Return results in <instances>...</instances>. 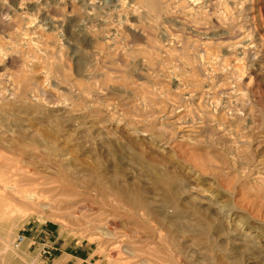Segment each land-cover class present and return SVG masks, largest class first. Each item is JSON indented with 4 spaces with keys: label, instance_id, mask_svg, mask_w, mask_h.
I'll return each mask as SVG.
<instances>
[{
    "label": "rangeland",
    "instance_id": "374dc122",
    "mask_svg": "<svg viewBox=\"0 0 264 264\" xmlns=\"http://www.w3.org/2000/svg\"><path fill=\"white\" fill-rule=\"evenodd\" d=\"M0 264H264V0H0Z\"/></svg>",
    "mask_w": 264,
    "mask_h": 264
},
{
    "label": "bare ground",
    "instance_id": "6f19581e",
    "mask_svg": "<svg viewBox=\"0 0 264 264\" xmlns=\"http://www.w3.org/2000/svg\"><path fill=\"white\" fill-rule=\"evenodd\" d=\"M216 110H217V109H216ZM230 111H231V110H230ZM228 112H229V111H228ZM226 113H227V112H226ZM230 113H231V112H230ZM233 113H234V112H233ZM233 113H231V114L235 117V115H234ZM231 114H230V115H231ZM236 114H237V111H236ZM240 114H241V113H240Z\"/></svg>",
    "mask_w": 264,
    "mask_h": 264
},
{
    "label": "built area",
    "instance_id": "2783aa9c",
    "mask_svg": "<svg viewBox=\"0 0 264 264\" xmlns=\"http://www.w3.org/2000/svg\"><path fill=\"white\" fill-rule=\"evenodd\" d=\"M45 253H49L48 251H45Z\"/></svg>",
    "mask_w": 264,
    "mask_h": 264
}]
</instances>
